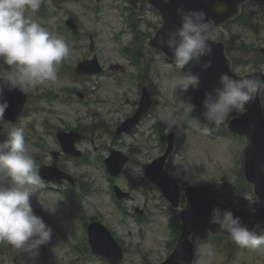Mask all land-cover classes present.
<instances>
[{
    "label": "rangeland",
    "instance_id": "rangeland-1",
    "mask_svg": "<svg viewBox=\"0 0 264 264\" xmlns=\"http://www.w3.org/2000/svg\"><path fill=\"white\" fill-rule=\"evenodd\" d=\"M119 1L42 0L41 8L33 18L45 25L50 32L61 36L59 23L64 22L71 14L79 25L80 39L74 42L65 40L70 48L65 65L74 67L78 61L92 56L88 53L89 35L92 34L96 45L95 53L100 62L106 66L118 63L124 66L125 72L120 73L124 76L118 81L119 72L106 70L98 77L74 80L69 72L58 71V79L55 82L27 91L32 94L29 111L18 126L24 127L27 150L38 165L40 162L51 164V151L60 150L55 138L57 128L96 125L94 132L88 130L91 133L90 138L78 144V148L89 158V162L78 166L70 157H63L62 168L77 177L75 193L81 192L83 182L93 184L91 192L84 193L81 205L87 216L99 217L126 246L130 247L122 264H159L174 251L170 243V222L172 213L176 214L177 210H169V203L158 187L144 186L142 183H138L136 187L131 186L133 181L142 177L143 164L152 162L163 153L160 139L153 132L154 125L160 121L162 132L165 134L179 129L181 135H184V150L175 153L168 169L177 178L201 188L223 184L225 178L229 185L238 188L242 163L237 157L242 154L241 144L236 142L229 131L228 121L219 129L212 125L215 130L210 131L214 134V137H211L210 134H200L198 127L205 126L185 115L184 105L193 99L191 89L183 94L167 86L170 79L182 78L185 75L175 74L176 68L171 67V63L162 53L147 50L144 46L148 38L146 35L152 33L160 21L147 4H143L135 13L138 23L136 31L142 34L139 41V46L144 52L142 64L148 66V83L157 103L136 131L124 135L119 140L112 139L104 128L115 129L135 110V101L140 96V80L131 77V73H136L138 68L130 60L123 58L118 50V31H122L120 37L127 46H131L134 38L133 30L128 25V16L132 14L128 9L129 3L126 2L127 14L123 16L126 18L124 20L118 9ZM219 32L222 40L234 44L229 56L232 60L234 57L237 59L233 61V67L238 73L264 70V59L259 58L260 49L264 47V2L248 4L240 21L220 28ZM211 37L220 39L212 34ZM2 70L4 67L0 66V71ZM71 90L85 92L88 102L79 100ZM47 91H52L58 97L49 99L41 95ZM95 97L99 98V102L93 101ZM236 115L238 114L233 113L231 117ZM1 127L8 132L12 128L3 122H0ZM110 148L130 154L134 159L126 167V172L113 181L122 190L130 192V197L121 201L127 210L125 217H122L112 194L113 182L106 168L99 164L101 158L109 155ZM227 193L233 197L234 203L243 200L246 208L253 209L257 203L253 192L247 193L238 189L235 193L228 189ZM30 200L34 214L40 216L45 223L46 217L54 220L58 226L69 232L75 241L84 234L81 232L82 226L86 230L90 222L83 218L81 225L80 211L75 210L77 214L73 215L69 202L55 191H40L37 188ZM184 204L185 199L182 200V205ZM136 207L144 209L143 215L146 217L137 216L134 212ZM48 208L54 211L46 210ZM261 231H264V226L260 228ZM52 234L55 237L41 245L35 255L23 250H14L7 244L0 245V264H70L71 252L67 242L57 232L52 231ZM202 236L200 233L195 236L198 255L194 264H209V258L204 254L209 248L214 251L211 264H264V246L259 250L237 246L233 256L229 258L226 257V240L212 242ZM77 262L74 264H102L96 256Z\"/></svg>",
    "mask_w": 264,
    "mask_h": 264
},
{
    "label": "clouds",
    "instance_id": "clouds-1",
    "mask_svg": "<svg viewBox=\"0 0 264 264\" xmlns=\"http://www.w3.org/2000/svg\"><path fill=\"white\" fill-rule=\"evenodd\" d=\"M42 0H0V120L8 108L5 93L28 91L55 82L59 66L69 57L70 48L65 39L53 34L33 17ZM227 10L224 0H216L215 11ZM179 26L154 37L160 48H167L176 68L198 65L207 70L212 66V44L209 34L215 20L202 10H178ZM206 58V59H205ZM220 73L213 87L205 89L201 101V116L219 129L233 113L242 114L259 92L264 89V75L254 73ZM198 72L190 69L182 78H172L167 86L177 93H188L200 87ZM196 110L189 100L184 105L185 115ZM200 134L208 135V127H198ZM264 171V168L261 169ZM43 182L35 159L29 154L23 126L12 127L0 140V245L35 255L39 247L50 241L52 229L34 214L31 196ZM48 211L54 209L48 208ZM177 208V211H182ZM254 211L255 209H251ZM209 223L217 225L238 246L259 250L264 246V231L257 232L242 223L231 210L215 207ZM209 264L214 251L204 253Z\"/></svg>",
    "mask_w": 264,
    "mask_h": 264
},
{
    "label": "water",
    "instance_id": "water-1",
    "mask_svg": "<svg viewBox=\"0 0 264 264\" xmlns=\"http://www.w3.org/2000/svg\"><path fill=\"white\" fill-rule=\"evenodd\" d=\"M133 1L136 2L139 0ZM245 1L246 0H224L227 5V10L223 13H218L215 11L216 0H170L169 2H166L165 0H149L150 3L161 11L165 19L164 25L159 31L157 37L165 33L167 30L179 26L180 15L178 10H202L208 17L215 20L214 29H216L222 23L238 16L241 4ZM210 43L212 44V66L209 69L203 70L198 65L186 66L187 71L190 69L193 73L198 72L200 74L201 84L196 90V99L194 101L196 110H203L201 101L204 97V91L205 89H210L214 86L220 73L227 72L229 75H234V72L231 69V62L225 55L224 45L214 41H211ZM151 44L159 49H162L156 44L155 39ZM162 50L165 51L171 58V53L166 47ZM259 94L251 103L247 105L249 111L237 118V120H235L232 124L236 131L246 136L248 139L246 150V175L247 178L255 185L256 192L261 200L260 209L256 213L240 214L232 211L234 216L240 217L242 222H247L249 229H255L257 225L264 224V171H261V169L264 168V119L261 112ZM5 99L8 102V108L4 112V117L10 121H16L17 117L23 112L26 99L16 90L11 93H6ZM143 111L132 118L133 124L141 118ZM173 146L174 140L172 134V138H170V144L168 146V152L154 164L158 165V174L154 176L150 172L149 177L152 182L158 184L166 192V196L173 204L178 205L181 192H186L188 196L189 206L182 211L184 223L180 243L178 244V248L174 254L164 264H191L194 258V246L191 242V235L193 232L199 229H209L216 234H227L220 232L217 225L209 223L211 214V212H209L210 206L204 199L207 196L202 195L195 188L180 187L176 184L174 179L165 172L166 161L173 150ZM171 189L174 190V193H172ZM105 240L108 245L115 247L108 234H105ZM92 244L96 251L106 255L112 262L118 264L121 260V251L117 257L118 259L114 261L112 256H110V253L107 251L105 252L95 238L92 240Z\"/></svg>",
    "mask_w": 264,
    "mask_h": 264
}]
</instances>
